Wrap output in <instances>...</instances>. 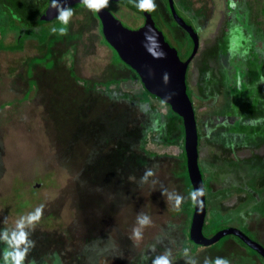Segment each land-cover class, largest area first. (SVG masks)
<instances>
[{"label": "rangeland", "instance_id": "1", "mask_svg": "<svg viewBox=\"0 0 264 264\" xmlns=\"http://www.w3.org/2000/svg\"><path fill=\"white\" fill-rule=\"evenodd\" d=\"M15 1L0 0V29H8L5 36H1L4 45L16 43L19 37L17 31H10L9 26L5 27V14L13 19L10 24L21 28L25 19L33 20L41 16L49 6V0H32L39 5L38 9L29 10V18H24L20 12L14 11L17 5ZM164 1L160 6L167 8L169 3ZM174 1L181 15L197 27L200 36V47L189 66L187 81L201 137L199 162L207 194L217 195L222 202L235 205H229L225 209L217 206L215 202L218 199H211L214 204L212 206L217 211L209 216V225H214L209 235L235 226L264 245V215L260 213L264 203L259 197L264 188L258 185L257 173L246 174L243 171L244 168L261 166L262 173V167L264 168V94L259 95L260 91H264V0H248V4L245 0H208L209 3L205 0H186L187 4L182 0ZM25 3L31 4L27 0ZM131 3L136 5L139 0ZM153 3L156 6L157 2ZM108 8L132 29L140 28L144 22V17L126 4L114 1L112 5L108 4ZM72 9L74 13L69 32L57 37V40L55 37L51 44L46 39L44 47L38 49V39L29 38L25 41L23 50L10 51L0 47V220L4 221L3 225L9 226L8 207L14 208L13 221L10 222L13 224L16 223L14 220H19L22 215H27L41 205L44 206L42 217L47 213L52 217L53 210L57 214L56 207L63 208L67 201L69 205L62 211L65 213L63 217L66 226L76 216L80 218L82 225L84 222L92 224L89 229H94L97 235L92 238L94 245L100 243L105 256L109 251L114 254L111 260L105 258L104 264L108 261L109 264H154L161 256H167L169 264H191V261H195V264H215L218 258L227 260L228 264H264V260L254 250L243 246L233 235H227L209 248L194 250L197 247L188 243V218L193 211L192 205L184 210L188 199L192 198L190 190L186 189L187 171L183 170L180 159L183 144L185 146V138L184 143L182 142L183 119L174 115L161 101L148 96L133 69L123 63H114L113 48L104 41L101 21L94 11L83 4L75 5ZM158 9L159 7H155L152 11L144 12L152 15L170 42L180 49L181 57H186L188 51L192 53L193 45L184 30L175 27L173 30H177V35H171V26L167 20H162L164 14L161 15ZM206 11L208 17L204 18L202 14ZM55 26L56 23L50 22L45 23L42 28L48 30ZM53 46L57 48L55 51L51 49ZM46 49L51 52L49 57L45 55ZM66 62L68 66L65 67ZM242 69L247 73H244V79H249V84L245 81L248 90L251 93L254 90L255 98L252 104L248 101L252 108L250 114L237 119L240 122L242 118L243 122L251 119L246 124L252 126L246 125L239 129L235 126L242 125L243 122L236 121L233 109L235 105L247 104L245 99H236L238 93L245 96L247 93L244 91L246 88L240 92L245 82L237 80L239 76H243ZM72 72L76 74L72 75ZM33 76L36 81L30 82ZM76 76L81 79L73 80ZM82 79L87 80V83L84 84ZM113 79H117L118 83L106 84ZM95 83L100 86L96 88ZM103 83L106 85H102ZM103 91L105 97L110 98L107 102L128 107L130 129L137 127L142 136L133 141L131 139V145L123 153L117 142L119 139H111L110 145L115 142L118 144L113 151L121 152L123 157L126 154L127 159L121 160V166L131 165L128 170L124 168L127 173L122 172V168H117L124 186L119 185L121 182L118 185L111 184L99 187L108 193L98 192L97 178L103 175L100 171L94 173V178L85 176L82 179L85 181L82 184L84 190L81 189L77 196L79 207L88 218L83 221L84 216L78 208L70 207V204H74L71 193L75 192L76 187L70 190L68 188L72 183L75 184L73 178L81 179L78 172L80 166L75 170L69 164L83 156H80L78 146L79 154L76 157L66 153L63 147L78 145V141L83 144L85 139L76 140L73 130L89 128L106 132L108 126L113 127L108 119L107 106L110 104L106 106L104 101L96 98V93ZM247 97L252 98V95ZM40 102L46 103L44 109ZM109 111L112 113V110ZM120 111L124 112L125 109L120 108ZM219 113L223 118L216 121ZM231 113L232 116L228 117ZM44 115L49 119L43 118ZM227 117L228 121L223 123L224 120H221ZM218 123L228 130L217 129ZM60 126L61 129L71 131V142H67L69 133H66L67 135H62V139L66 140L62 142V146H59L60 141L57 139L60 135L57 129ZM232 127L235 128L229 129ZM73 139L76 142L72 143ZM97 148L94 147V158L102 156ZM230 150L233 153H225ZM232 154L235 157L246 156L250 161L245 160L241 164L238 163V158H233L235 161L230 162L214 161L216 158L225 160ZM62 158L65 160L64 164ZM212 159L216 167L221 165L223 168H232L230 172L233 171L237 179L246 176L251 180L253 190L249 192L248 184H242L239 190L217 191L221 182L213 183V178L205 171L206 163L212 162ZM123 173L127 176H123ZM122 191L127 194H119ZM117 194L122 197L121 201L115 198ZM241 195L244 198L242 203ZM178 197L182 198L179 203ZM247 197L252 201L251 206L257 210L246 206ZM113 209H116V217ZM42 217L37 224L39 226H42L41 221L45 216ZM144 217L149 222L142 225L140 220ZM56 218L54 217V222ZM116 222L119 225L117 227ZM52 224L54 225L38 229L36 227L34 230L48 231V235L55 234V237L60 235L65 239L64 247L74 248L80 255H84L83 249H87L85 239L88 240L92 235V230L80 227L78 242L76 238L74 240L64 234V231L72 228L57 227V222ZM127 226L128 230L123 233ZM98 228H101L100 234ZM119 230L121 234L118 232L117 235L116 231ZM137 231L140 233L139 237L136 235ZM99 237L104 239L98 242ZM63 253L69 254L67 250Z\"/></svg>", "mask_w": 264, "mask_h": 264}, {"label": "water", "instance_id": "2", "mask_svg": "<svg viewBox=\"0 0 264 264\" xmlns=\"http://www.w3.org/2000/svg\"><path fill=\"white\" fill-rule=\"evenodd\" d=\"M121 1V0H109ZM127 1V0H122ZM52 2L41 15L40 22L57 19L59 11ZM62 8L82 4L81 0H56ZM171 13L178 25L190 35L193 43L192 53L183 60L179 50L170 42L152 15L145 12L146 21L138 29H132L118 18L108 7L97 12L102 23V32L109 45L117 51L120 58L139 76L144 88L167 103L182 117L185 133V153L187 168L193 191L203 190V196L195 199L191 239L201 245H211L226 235H234L249 248L264 258V245L251 238L238 227L222 229L208 237L204 233L207 212V192L200 167L199 129L194 102L188 92L187 74L189 66L200 47V36L196 28L178 11L174 0H169Z\"/></svg>", "mask_w": 264, "mask_h": 264}, {"label": "crops", "instance_id": "3", "mask_svg": "<svg viewBox=\"0 0 264 264\" xmlns=\"http://www.w3.org/2000/svg\"><path fill=\"white\" fill-rule=\"evenodd\" d=\"M24 1V2H23ZM25 1L26 0H16L15 2H16V4L17 5H15V7H14V11L16 10V11H18V12H20L23 16H24V18H27V16H28V18H29V14H31L30 12H29V10H34V9H38V4L37 3H33V1L32 0H27V1H29L31 4H29V5H26V3H25ZM205 1H207L208 2V0H205ZM248 0H245V2H247ZM124 3H126V5H128V6H130L129 5V3H131L130 2V0L127 2V1H123ZM185 3V2H184ZM209 3V2H208ZM208 3H207V5H208ZM185 4H187V3H185ZM247 4H248V2H247ZM49 5V4H48ZM48 7V6H47ZM72 7L73 6H71L70 8L72 9ZM131 7V6H130ZM1 8V7H0ZM132 8V7H131ZM163 8L165 9V6H163ZM46 9V8H45ZM44 9V10H45ZM74 9V8H73ZM73 9H72V11H73ZM1 11V10H0ZM13 11V10H12ZM179 11V10H178ZM44 12V11H43ZM42 12V13H43ZM137 12V11H136ZM180 12V11H179ZM72 13H74V12H72ZM96 15H97V12H94ZM138 14H139V12H137ZM145 13V12H144ZM263 13H264V8H263ZM0 14H2L1 12H0ZM181 14V13H180ZM251 15V14H250ZM202 16L204 17V18H206V17H208V13H207V11L206 12H204V14H202ZM97 17H98V15H97ZM196 16H195V14L193 15V18H195ZM198 17V16H197ZM201 16H199V18H200ZM40 18H41V16H39V17H37V18H35V19H33V21H40ZM99 18V17H98ZM199 18H198V20H199ZM5 19L7 20V24L5 25V27L6 26H9V28H11V30L10 31H12V30H15V31H17L18 33H20L19 32V30H21V29H17V28H15V29H13V26L14 25H12V24H10V21H12L13 19L8 15V14H5ZM100 19V18H99ZM101 21V20H100ZM47 22H49V21H47ZM71 22H72V16L69 18V23H68V30H67V32H66V34L69 32V30H70V28H71ZM101 25H102V23H101ZM195 27V26H194ZM50 30H51V33H50V35L48 36V38H47V43H48V41L50 42V44H51V41H53L54 40V38H55V40H57V37H62V36H64V34H57L56 32H53L52 31V27L51 28H49ZM8 30V29H7ZM7 30H6V28H5V32L3 31V29H0V42H1V36L2 35H4L5 36V34H6V32H7ZM197 30V29H196ZM198 31V30H197ZM18 36H19V34H18ZM104 36V35H103ZM20 37V36H19ZM19 37H17V41H18V39H19ZM29 38H33V36H31V37H28L27 39H29ZM17 41H16V43H17ZM39 41V40H38ZM45 43V42H44ZM15 44V43H14ZM6 45H8V44H6ZM192 45H193V43H192ZM37 47H39L38 49H40V48H43L44 46H43V42H40L39 41V45L37 46ZM51 47H49V50H56L57 48H56V46L54 47H52L51 49H50ZM43 52V51H42ZM50 54H51V52H49L48 51V49H46L45 50V55L47 56V57H49L50 56ZM65 67L66 66H68V63L66 62L65 64ZM72 68V67H71ZM76 74V73H75ZM73 72H72V75H75ZM77 77V78H76ZM76 77H74V79L73 80H78V79H81L79 76H76ZM32 80H34V81H36V79L34 78V76L31 78V80L30 81H32ZM83 80V79H82ZM83 81H86V82H84V84L85 83H87V80H83ZM39 103V102H38ZM41 103V106L43 107V109H44V104L42 103V102H40ZM255 106V105H254ZM36 107H38V106H36ZM253 107V106H252ZM263 111H264V109H263ZM44 117H46V115H44L43 116V118ZM224 129V130H228V128H226L224 125H222V124H219L218 126H217V129ZM230 129V128H229ZM57 130H59V132H60V135H59V138H57L60 142L58 143V144H60L59 146H62V142H64V141H66L64 138L62 139V135H67L66 133H69L67 136H70V133H71V131H68V130H66V129H61V126L60 127H58V129ZM55 131V130H54ZM65 131V132H64ZM74 132L75 131H77V129L76 130H73ZM214 131V130H213ZM69 138H67V142H70V140H68ZM80 139H82V138H80ZM57 140V141H58ZM260 143V142H259ZM78 144H81L79 141H78ZM257 144V143H256ZM248 145H250V144H248ZM57 146V145H56ZM65 146V145H64ZM219 146V145H218ZM223 149H225L224 147H222ZM246 148V147H245ZM226 150V149H225ZM235 151H236V149H234ZM228 152H231V153H233V151L232 150H230V151H226L225 153H228ZM233 158H238L237 160H238V163H242V162H244L245 160L246 161H250V159L248 158V157H246V156H243V155H239V156H237V157H235L233 154L232 155H230L228 158H226L225 160H223V159H221V158H216L215 160L214 159H212V162H210V163H212L211 164V166H210V163H206V165H207V168H205V171L207 172L208 171V175L209 176H211L213 179H211L212 180V182L213 183H217V181H220L221 183L218 185V190L217 191H219V190H221V189H226V190H239L240 188H241V185L242 184H244V185H247L248 184V186H249V192H251L252 190H253V186L251 185V180H249L246 176H241V177H239V179H237L236 178V176H235V174H234V172L233 171H231L230 172V170L232 169V168H230L229 166H226V167H221V165H217V167L214 165V162H213V160L214 161H226V160H229V162L230 161H235ZM261 160V159H260ZM203 165H204V163H203ZM201 167V166H200ZM260 167L261 166H259V168H244L245 170H243V171H246V174H249L250 172H255V173H257L258 174V177H257V180H258V185L260 184V186L262 187V188H264V168L262 167V173L260 172ZM217 168V169H216ZM211 174V175H210ZM215 174L217 175V176H215ZM46 176H47V174H46ZM215 178H217V180L215 179ZM263 178V179H262ZM219 179V180H218ZM210 180V179H209ZM210 180V181H211ZM43 182V181H42ZM240 184V185H239ZM237 187V189H235ZM185 188V187H184ZM102 193H108L107 191H103ZM72 195H73V201H74V204H70V207L72 206V207H77L78 208V210L83 214V216H84V219H83V221H85V220H87L88 218H87V214L83 211V210H81L80 209V207H79V205H78V203H77V201H78V198H77V196H76V194H75V192H73V193H71ZM108 195H111V194H108ZM211 195H213V194H211ZM210 194L208 195V200H209V205H208V214H209V216H210V214H212L213 212H215L216 213V207L215 208H213V206H212V198L214 199H218V202H215L216 204H218L217 206H221V207H223V208H225L226 209V207L227 206H229V205H232L233 207L235 206V205H233V204H226V202H222L218 197H217V195H214V196H211ZM127 197H129V195H127ZM244 197V196H243ZM259 197L262 199V202L264 203V190H261L260 191V194H259ZM116 199H117V197H115ZM249 197H247V198H245V202H246V200H248V202H247V204H246V206L248 207H250V208H253L254 210H257V208L256 207H254V206H251V203H252V201L250 200V199H248ZM243 199L244 198H242V195L240 196V200H241V203L243 202ZM43 202V201H42ZM79 202V201H78ZM12 205H13V202H12ZM57 205V204H56ZM66 205L68 206L69 204L67 203V201H66ZM66 205H64V207L66 206ZM214 205V204H213ZM64 207L62 208V207H60V206H58V207H56V211H57V214L56 213H53L54 212V210H53V212L51 213V214H53L52 215V217L54 216V217H57L56 218V221L55 222H57L58 223V225H57V227H65V228H68V227H70V228H72V230H67V232H65L64 231V234H66V235H69V236H71L70 238H73L74 240H75V238H76V241H78L79 242V240H80V227H82L83 229H87V227H88V229L90 228V227H92V224H89V225H87L85 222H84V225H82V222H81V220H80V218H78L77 216L70 222V224L69 225H67L66 226V224H65V219H64V217H63V215L65 214L64 212H62V211H64ZM211 207V208H210ZM59 209V210H58ZM262 209H264V208H262ZM262 209L260 210V213L261 214H263L264 215V212H262ZM7 212H8V214H10V215H8L9 216V218H8V220H7V222L9 223V226H5V225H3L4 223V221H1L0 220V237H2L3 236V234H4V232H5V230H7L8 231V233H9V237H10V235H11V232L15 229V227H16V223H13V224H11L10 222L11 221H13L12 220V218H13V216H14V208L13 209H10L9 207H8V209H7ZM113 215L116 217V209H113ZM253 212H255V211H253ZM214 213V214H215ZM49 213H47L46 215H44L43 217H44V220H42L41 221V225L42 226H39V225H36V227H37V229H38V227L40 228V227H49V226H53L54 224H52V223H55L54 222V217L52 218L51 217V215L49 216L48 215ZM79 214V213H78ZM23 216V215H22ZM42 217V218H43ZM52 218V219H51ZM48 219H50V221H48ZM80 220V221H79ZM91 220V219H90ZM14 221H17V220H14ZM111 222H112V220H111ZM51 223V224H50ZM65 224V225H64ZM102 224V223H101ZM100 224V225H101ZM257 224V223H256ZM64 225V226H63ZM131 225H134L133 223L131 224ZM117 226H119L118 225V223L116 222V227ZM36 227H35V229H36ZM235 227V226H234ZM128 226L127 227H125L124 229H123V233H124V230H128ZM89 230H92V235L90 234V236H89V238H88V240L87 239H85V245H86V250H84L83 249V252H84V255H80V252H78V251H76V249L74 250V248H70V247H68V248H66V247H64L63 246V244H65V239L63 238V237H61L60 235L59 236H57V237H55L54 235L55 234H52V236H50V235H48V231H35V230H29L28 228H25V231H30V236H29V239L30 240H32V241H34V244H35V246L34 247H32L30 250H29V252H28V254H27V256H26V259H25V261L23 262V264H104V260H105V258L106 259H112V257H113V253L111 252V251H109L108 253H107V256H105V255H103L104 253H103V249L101 248V245H100V243H98L97 245H94V243L92 242V238H94V237H96L97 235L95 234V230L94 229H89ZM98 230H99V234H100V230H101V228H98ZM77 231V232H76ZM79 231V232H78ZM118 232H119V234H121V231L119 230V231H116V233H117V235H119L118 234ZM39 234H40V236H39ZM72 234V235H71ZM113 234V233H112ZM39 236V237H38ZM63 236V235H62ZM73 236V237H72ZM77 236H79V237H77ZM126 236H127V238H128V235L126 234ZM107 238V237H106ZM105 238V239H106ZM104 238H98V242L99 241H101V240H103ZM41 241H43V242H41ZM84 241V240H83ZM73 242V241H72ZM75 243V242H74ZM89 245V246H88ZM92 245H94L95 247L94 248H92ZM88 246V247H87ZM8 247V245H7V242L5 241V240H3V239H0V264H4V256H3V254H4V251H5V249ZM97 247V248H96ZM65 250H67V252L69 253V254H65V253H63V251H65ZM70 250H71V252H70ZM100 250H101V252H100ZM78 252V253H77ZM85 252H87V253H85ZM256 252V251H255ZM257 253V252H256ZM108 255H110V256H108ZM258 259H259V257L257 256L258 255V253H257V255L256 254H254ZM260 260V259H259ZM101 261V262H100ZM106 264H109V261H108V263H106Z\"/></svg>", "mask_w": 264, "mask_h": 264}, {"label": "trees", "instance_id": "4", "mask_svg": "<svg viewBox=\"0 0 264 264\" xmlns=\"http://www.w3.org/2000/svg\"><path fill=\"white\" fill-rule=\"evenodd\" d=\"M77 5H79V4H77ZM129 5L135 11H137L139 13L142 12L133 3H129ZM168 9H170V8H168ZM50 22L56 23V26L55 27H52V29L55 28L56 29L55 32L57 34H61L60 31H59V29L62 28V27L65 28L66 29V32H67V30H68V24L67 25H63V24L59 25V20L58 19H55V20H52V21H49V22H40L38 20L37 21H33V20H26L25 19V24L22 25L21 28H19L20 26L17 27L18 30L21 29V30H19V32H20L19 33V36L20 37H19L17 43L10 44V45H4V43H2V41H1L0 42V47L2 49L10 50V51L23 50L25 41L27 40L28 37H31V36H33V38L38 39L40 42H44L48 38L47 35H50L51 30L50 29L45 30L42 27H43V25H45V23L48 24ZM188 22H190V21H188ZM173 23L176 24L175 21H173ZM190 23L192 24V22H190ZM13 29H15V26H13ZM3 31L5 32V30H3ZM101 31H102V25H101ZM104 41L107 44H109L107 42V40L105 39V37H104ZM113 52H114V55H115L114 60H113L114 63H123V64L127 65L126 63L123 62V60L120 58L119 54L117 53V51L115 49H113ZM189 56H190V52L188 51V53H186V57H189ZM135 77L139 79V76H138L137 73H136ZM32 81H34V80H32ZM84 82H86V81H84ZM97 83H100V82H97ZM114 83H118V80L117 79L109 80L106 84L107 85H111V84H114ZM106 84L103 83L102 85H106ZM94 86L96 88H98L100 86V84H96L95 83ZM96 90H100V89H96ZM145 92L151 98H154V99H156L158 101H161L163 104L167 105L171 109V111H172V113L174 115L179 116L175 111H173V109L171 108V106H169L167 103H165L164 101H162L155 94L150 93L146 89H145ZM188 92L190 94L189 89H188ZM104 94H105L104 91H103V93H96V95H98V97H96V96L95 97L97 99L101 100V101H104L105 104H106V106L108 104H110V106H107L108 107V119L111 121V123H113L112 124L113 127L110 128L108 126V128L106 129L107 130L106 131L107 133L105 131H102L101 129L100 130H91L89 128L77 129V131L74 132L76 135H74V133H73V136H74V138L76 140H78L80 138L85 139V140H83V144H78V145H75V146H72V144H69L68 146L65 145L63 147V148L66 149V153L69 152V153H71L70 154L71 156L76 157V154H79V151L77 150V146H78V147H80V148H78V149H80V156H83V157H78L77 158V160L79 162H82L81 165L80 164L77 165L79 162L76 161V160H74L71 164H69V166L71 168L75 169V170H77L76 168L80 166L79 169H78L79 170L78 172H80V175L79 176H81L80 177L81 179L73 178V181H74L75 184L73 185V183H72L71 184V187L70 186L68 187L69 190L71 188H73V187H76L75 188V194H76V196H77V193H79L81 189L84 190L82 184L85 181L82 180V179H85V176H87V177L92 176L94 178V173L96 171H100L103 174V175H100L97 178L98 184L96 185L97 186V189L96 190L98 192H101L102 193L103 191H105V190H100L99 187H103L104 188V187H107V186H111V184H117L118 185L121 182L119 185L120 186H124L125 185L123 183L124 180L120 178L122 176H120V174L117 172V168L118 167L119 168H122L121 169V170H123L122 172L127 173L125 171V169L126 170H128V168L130 169V166L131 165L128 164L125 167H122L121 166V164H122L121 160H123V159L126 158V154L123 157V155L121 154V152L120 153H117V152H115L116 150L113 151V149H115V148L118 147V144H116L118 142V143H120V146L119 147H120V149H121V151L123 153V150H125V149L127 150L128 149V146L131 145V143H132V141L134 139H136V138L138 139V138H140L142 136V133H140V131H139V129L137 127L130 129V126H129V117H128V111H129L128 107L125 106L123 108V106H120L122 104H119V103H115L114 104V103L107 102V100L110 99V98L105 97ZM106 96H109V95L106 94ZM190 96H191V94H190ZM111 99H112V97H111ZM45 104L46 103H44V106H45ZM115 108H118V109H115ZM120 108H122V110L125 109V111L124 112L123 111H120ZM109 110H112V113ZM117 111H120L121 113L119 115H116V112ZM159 115L160 114L158 113L157 116H159ZM130 118H132V116ZM48 119H49V117H46V120H48ZM51 120H52V117H51ZM107 134L109 136H107ZM184 137H185V133H184ZM184 137L182 138V142L183 143H184ZM67 138H69L68 140H70V142H71V137L70 136H67ZM114 138H115V140L118 138L119 141H117L114 144H111L110 145L111 139H114ZM131 139H132V141H130ZM144 139H143V141H144ZM200 140H201V137H200V132H199V144H200ZM74 142H76V141L73 139L72 140V143H74ZM94 147H96V148L98 147L97 148V151L100 154L102 153V156H100V157H97L96 156V158L92 157V155L94 154ZM182 151L183 152H181V155H180L181 158L180 159L182 160L181 163L183 165V170L186 169L187 176H188V180H187L188 187H187V184H186V187H187L186 189H189L190 192H193V186L191 184L190 177H189V173H188V168H187V161H186V153H185V149H184V144H183V147H182ZM154 155H156V154L154 153ZM62 160H63V164H64L65 163L64 158H62ZM125 173H123V176H127V174H125ZM205 185H206V182H205ZM206 192H207V190H206ZM119 194H125L126 195L127 193H124L122 191ZM119 194L116 195L117 201H121V199H122V197ZM77 198H78V196H77ZM77 203L79 205V202L78 201H77ZM191 205H192L193 208L191 207ZM208 205H209V200H208V194H207V208H208ZM187 206H190L191 207V211H193V212L195 211L194 210V208H195V201H193L192 199H190V200L188 199L187 204H186V207L184 208V210L187 209ZM192 218H193V213L188 218V226H187V229L188 230L186 231L187 232V235L186 236H187L188 243H190L194 247H197L196 249L194 248V250H197L198 248H209V247H212L213 244H215V243H213L211 245H201V244H198V243L194 242L191 239V237H190V227H191V223H192ZM209 223H210V221H209V214L207 212L206 222H205V226H204V233H205L206 236L211 237L213 235L210 236L209 235V232L211 230H213L214 225L213 224L209 225ZM219 231L220 230H218V232ZM226 236H224V237H226ZM234 237L236 239H239L236 236H234ZM219 241H220V239H219ZM239 242L243 246L248 247L247 245H245L241 241V239H239ZM259 256H260V258L262 260H264V258H262L261 255H259Z\"/></svg>", "mask_w": 264, "mask_h": 264}, {"label": "clouds", "instance_id": "5", "mask_svg": "<svg viewBox=\"0 0 264 264\" xmlns=\"http://www.w3.org/2000/svg\"><path fill=\"white\" fill-rule=\"evenodd\" d=\"M133 2V0H130ZM81 3L85 5L89 10L94 12H99L102 9L108 7L109 0H81ZM141 11H152L155 8L153 0H139V3L135 5ZM52 7L57 8L59 11V16L57 19L61 24L67 25L69 23V18L73 15L71 8L65 9L56 3V0H53ZM53 32L56 31L55 28L52 29ZM61 34H66L65 28L59 29ZM151 173H149L150 175ZM203 196V190L193 191L190 193L191 198L195 201L197 196ZM178 203L182 200V198H177ZM44 206L41 205L35 208L34 211L29 212L27 215L21 216L19 220L16 221V227L11 232L9 237V233L5 230L4 234L0 239H3L7 242L8 247L4 251V264H23L26 259V256L29 250L35 246L34 241L29 239L30 231L34 230L36 225L39 223L42 215H43ZM149 221L147 217H144L140 220V223L147 224ZM25 228H28L30 231H25ZM136 235L139 237V231L136 232ZM187 252V249L185 250ZM154 264H169V260L167 256L158 257ZM191 264H195V261H191ZM215 264H228V261L225 259L218 258Z\"/></svg>", "mask_w": 264, "mask_h": 264}, {"label": "flooded vegetation", "instance_id": "6", "mask_svg": "<svg viewBox=\"0 0 264 264\" xmlns=\"http://www.w3.org/2000/svg\"><path fill=\"white\" fill-rule=\"evenodd\" d=\"M129 0H127V2H128ZM157 2V4H156V6L155 7H159V13H161V15L162 14H164L163 15V18H162V20L163 21H165L166 22V20L169 22V26H171V29L169 28V32H171V35H177V33H176V31H174L173 29H175V27H178V28H181V30H184V33H185V35L189 38V41L191 42V44H192V39H191V37H190V35L188 34V32L185 30V29H182V27L179 25L178 26V24H177V22L175 21V19L173 18V16H172V13H171V10L170 9H168V8H170L169 7V0H167L168 1V6H167V8L165 7V9H163V6H160L161 4H162V2L164 3L165 1L164 0H153V2ZM182 1H186V0H182ZM51 2V0H49V3ZM116 2V1H115ZM117 2H120V3H122V4H126V3H124L122 0L121 1H117ZM114 3V2H113ZM129 3V2H128ZM109 4H111L112 5V1H109ZM234 7V6H233ZM232 8V7H231ZM170 10V11H169ZM142 17H144L143 19H144V22L142 23V26L145 24V21H146V17H145V14H144V11H142V12H140L139 13ZM168 14H169V16H168ZM183 16V15H182ZM184 17V16H183ZM185 18V17H184ZM186 19V18H185ZM186 20H188V19H186ZM173 21H175L176 22V24H174L173 23ZM189 21V20H188ZM191 22V21H190ZM193 24V23H192ZM194 26V25H193ZM195 28L197 29V27L195 26ZM174 45V44H173ZM175 46V45H174ZM177 48V47H176ZM178 50H180L179 48H177ZM192 50V49H191ZM190 52V54H191V51H189ZM179 54H180V56H181V53L179 52ZM183 60H186L188 57H181ZM242 73H243V76H242V78H241V76H239V78H237V80H239L240 82L241 81H246V82H248V84H249V79L247 78V79H244V73H246V71L245 70H243L242 69ZM247 74V73H246ZM238 81V82H239ZM239 82V83H240ZM245 82V86H244V84H243V88H241L240 89V92H242L245 88H246V90H244V91H247V93H246V96L244 95V94H242V93H238V98H236V99H241L242 101L245 99V102L247 103L246 105H244V104H241V106H238V105H235V107H234V113H235V116H237V118L236 117H234L235 119H236V121H238L239 123H242L243 121H244V115H249L250 114V111H252V108L249 106V103H248V101H250L251 102V104L254 102V96H255V92H254V90H252L253 92L251 93L248 89H249V87H247V83ZM260 94L259 95H261V94H264V91H260L259 92ZM248 95H252V98H250V97H247ZM259 95H257V97L259 96ZM245 97V98H244ZM248 98V99H247ZM255 105H258V104H256L255 103ZM245 106V107H244ZM229 116H232V113L231 114H229L228 115V117ZM240 116H243V118L241 119L242 121L240 122L239 120H237L238 119V117H240ZM219 117V118H218ZM228 117L227 118H225V119H222L221 121H223V123L225 122V121H228ZM252 117V116H251ZM220 118H223L222 117V115L219 113L218 115H217V119H216V121H219V119ZM251 119H249V120H247L246 122H251L250 121ZM220 121V122H221ZM219 122V123H220ZM246 122H243V124L242 125H238V126H235V127H237V128H239V129H242V127H245L246 125L247 126H252V125H250V124H246ZM256 122H260V120H256ZM218 123V124H219ZM238 124V123H237ZM253 124H254V122H253ZM223 125V124H222ZM218 126V125H217ZM235 127H232V128H230V129H233V128H235ZM251 237V236H250ZM252 238V237H251ZM246 245V244H245Z\"/></svg>", "mask_w": 264, "mask_h": 264}]
</instances>
